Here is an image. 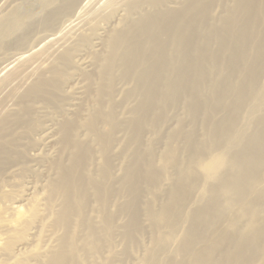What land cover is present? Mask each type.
<instances>
[{"label":"bare ground","instance_id":"1","mask_svg":"<svg viewBox=\"0 0 264 264\" xmlns=\"http://www.w3.org/2000/svg\"><path fill=\"white\" fill-rule=\"evenodd\" d=\"M20 165L53 176L0 213V264H129L145 221L136 264H264V0H0V178Z\"/></svg>","mask_w":264,"mask_h":264},{"label":"rangeland","instance_id":"2","mask_svg":"<svg viewBox=\"0 0 264 264\" xmlns=\"http://www.w3.org/2000/svg\"><path fill=\"white\" fill-rule=\"evenodd\" d=\"M217 10L220 11L219 9ZM218 11H216L215 13L216 14L219 13ZM89 58H93V56H91L90 54ZM83 78L80 76L79 80L83 81ZM115 99L116 101H120L121 96L116 97ZM64 103L65 101L60 99L59 102L56 104V106L52 105L54 109H51V108L46 109L47 112L44 115L43 124L45 125L55 124L56 120L58 119L60 115V110L58 108L63 107ZM111 108H112V104H111ZM174 111L175 112H172L171 114H169L166 124L163 123L157 135H151V134L147 135L146 134L143 139V150L142 151L144 155L148 154V152L146 151L149 150L150 148L152 149V143H154V153L156 154V156H158V159H157L158 166H160V163L162 161V156L167 150V146L169 143L167 139V135L169 133L176 132L179 129L180 127L179 122H178L179 119L184 120L187 117L186 114L183 112V110H174ZM175 116H180L179 118L177 117L178 118L177 122H176L177 118L174 120ZM103 130L106 132L109 130V127L104 126ZM20 131L22 132V130ZM164 132L166 133L164 134ZM78 135L81 139L83 140L86 139L85 131H82V129H80V131L78 132ZM120 135L121 134H119V136ZM145 138H146V141H145ZM147 140L151 144L146 145ZM113 146L114 145H112V147ZM38 147H39V144L33 147V150H36ZM178 148L179 149L182 148V143L178 144ZM121 149H122L121 145H118V146L115 145L112 149V152L110 150L111 155H112L113 173L116 177L120 175V171H121L120 162L123 161L124 164H125V161H126V164H129L130 162V157L128 156H125V160L118 159V153L121 151ZM97 162L98 164L102 162V159L99 154L97 155ZM16 168L20 170V175L16 177L6 178V179L0 178V213H3V215L6 216L7 218H9L10 215L6 212V210L11 207L12 203H17V205H23L24 204L23 200H25L26 198H29L28 194L32 193V196L34 195L36 197L38 196L37 198H43L47 192V186L48 184H50L51 177L53 176L52 170L50 171L49 169H47L48 172L38 171V170L34 171L33 165H31V167L30 165L29 166L20 165ZM174 174H175V171L171 169L170 176L172 177V175ZM114 175L113 177L115 178ZM169 180L172 181L173 184H176V178H171ZM160 185L162 186L161 188L160 186L158 188L157 187H148V189L147 187L143 188L141 203L145 205L148 202L153 201L155 207L159 208V206L166 201L165 193L168 190L167 189L168 185H162V184ZM198 191L199 192L195 194V197L193 199L191 206L196 202L198 195L201 192V188L198 189ZM143 226L146 229L143 228V231L138 232L135 237L136 240H139L138 246L134 247L132 246V243L128 244V252L130 255L129 260H128V262H130L129 264H136L139 259H142L145 256V254L151 249H153L154 247L153 245L154 233H150V230L148 229V226H150L149 222L145 221V225ZM44 232H43V235H44ZM49 234H51V232L49 231L45 232V236ZM181 235H182V231L179 233V236Z\"/></svg>","mask_w":264,"mask_h":264}]
</instances>
